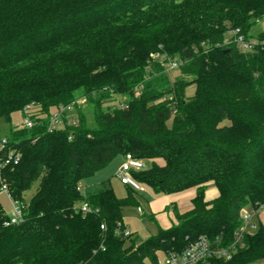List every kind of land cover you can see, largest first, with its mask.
Here are the masks:
<instances>
[{
    "label": "trees",
    "instance_id": "16d2710c",
    "mask_svg": "<svg viewBox=\"0 0 264 264\" xmlns=\"http://www.w3.org/2000/svg\"><path fill=\"white\" fill-rule=\"evenodd\" d=\"M263 20L264 0H0V119L29 106L36 122L10 126L0 152L21 154L0 158V188L25 206L6 225L0 203V264H158L201 237L237 248L210 264H264L263 225L237 243L242 210L264 205V48L225 43L229 29L264 39L252 34ZM79 99L94 125L77 105L78 126L50 131L52 111ZM127 154L150 162L132 176L156 193L196 191L177 225L140 244L123 223L134 191L120 200L110 180L78 190Z\"/></svg>",
    "mask_w": 264,
    "mask_h": 264
},
{
    "label": "built area",
    "instance_id": "2783aa9c",
    "mask_svg": "<svg viewBox=\"0 0 264 264\" xmlns=\"http://www.w3.org/2000/svg\"><path fill=\"white\" fill-rule=\"evenodd\" d=\"M225 43L234 44L241 53H250L257 48H264V39H259L257 37L247 38L239 29H229L226 33ZM157 58V56L155 57ZM183 65L182 60L175 59L165 64V71L168 75L177 71ZM87 103V100L81 99L77 100L68 106H59L52 111L50 117L49 130H61L67 126L76 127L79 125V118L76 106H80L81 103ZM26 117H24V122L21 127L32 128L36 125V122L31 118L34 113L31 112V108L28 106L24 109ZM176 112L173 113L175 115ZM8 146V141L6 138L0 141V152L4 151ZM6 151V150H5ZM4 151V152H5ZM4 166L11 163L17 165L21 160V154L17 151L8 152L4 157H0ZM147 169V164L145 161L139 160L127 154L124 156V160L117 172V179L123 186L130 188L134 193L145 192L144 186L138 183L132 176V172H140ZM78 190L84 192L85 189L80 185ZM0 193H3L11 204L10 212L8 215V220L6 225H19L24 221V210L25 206L22 203L15 202L11 195L9 194L6 184H1ZM90 207L87 203L82 204L81 211L87 213ZM137 212L142 214L143 211L138 207ZM260 210H264V205L259 209L245 208L242 210L240 218L242 220L241 228L237 234V243L242 241L245 234H252L253 230L257 226L255 224V217ZM101 229H105L101 226ZM130 232L127 230L125 236L128 237ZM237 248L232 246L228 249L225 248H214L210 241L201 237L199 240L190 244L182 252H171L164 257V264H210L211 259L221 260V261H231Z\"/></svg>",
    "mask_w": 264,
    "mask_h": 264
},
{
    "label": "rangeland",
    "instance_id": "374dc122",
    "mask_svg": "<svg viewBox=\"0 0 264 264\" xmlns=\"http://www.w3.org/2000/svg\"><path fill=\"white\" fill-rule=\"evenodd\" d=\"M264 31V20L261 22H256V26L252 30L253 35ZM174 74L170 73L169 77L171 80L174 79ZM194 86H190L186 94L187 96H192L194 94ZM81 100V99H79ZM83 100V99H82ZM81 111L84 112L86 116L88 126L92 127L94 125L93 113L91 107L87 103L80 104ZM24 122V115L22 112H16L12 115L11 124L7 123L6 120L0 119V139L6 138L9 134L10 126L20 128ZM229 122L225 121L220 126H229ZM147 168L150 166V162H145ZM158 164L163 165L162 160L157 161ZM117 164L113 163L107 167L104 174L100 172L98 175H106L110 178L113 191L115 196L120 199H126L128 195V188L121 185L120 181L115 177V169ZM144 186L145 192L134 193V198L136 199L139 207L144 213L140 214L137 212L135 207H127L123 210V223L126 230L130 232V241L134 240L136 244H140L147 240L149 237L154 236L158 232V228L168 229L173 224L177 225L178 220L176 213L184 215L192 209L191 200L195 196V189L191 188L180 193H156L152 188ZM38 188V183H36L33 188L25 194V198L29 201L35 194ZM218 196V190L213 182L207 184L206 191V201L212 202ZM0 203L8 214L11 209V204L3 193H0ZM261 221L264 224V210L260 212L259 215ZM264 227V225H263ZM258 228L255 227L253 232ZM166 255L160 254L158 264H164V257Z\"/></svg>",
    "mask_w": 264,
    "mask_h": 264
},
{
    "label": "crops",
    "instance_id": "0c3cea01",
    "mask_svg": "<svg viewBox=\"0 0 264 264\" xmlns=\"http://www.w3.org/2000/svg\"><path fill=\"white\" fill-rule=\"evenodd\" d=\"M123 160H124V158L123 157H119V158H117L115 161H113L111 164H113V163H116L117 164V166H116V169H115V177H116V175H117V172H118V170H119V168H120V166H121V164H122V162H123ZM110 164V165H111ZM107 169V168H106ZM105 169V170H106ZM105 170H103V171H100L102 174H104V172H105ZM100 172H98V173H96L95 174V176H93L92 178H90V179H88V180H86L84 183H82V187L86 190L87 188H90V187H94V186H96V185H98V184H100L101 182H103V181H106V180H110V178L108 177V176H106V175H98V174H100ZM117 178V177H116ZM118 180V179H117ZM111 181V180H110ZM112 184V183H111ZM122 185V184H121ZM123 186V185H122ZM124 187H126V186H124ZM126 188H128V187H126ZM195 193H196V191H195ZM218 197V196H217ZM141 208V207H140ZM249 208H252V207H249ZM136 209V208H135ZM143 211V210H142ZM262 210H260L259 212H258V214L256 215V217H255V224L256 225H259V224H261V225H264L263 224V222L261 221V219H260V217H259V215H260V212H261ZM144 213V212H143ZM176 224V223H175ZM175 224H173V225H175ZM172 225V226H173ZM171 226V227H172ZM170 227V228H171ZM169 229V228H168Z\"/></svg>",
    "mask_w": 264,
    "mask_h": 264
}]
</instances>
